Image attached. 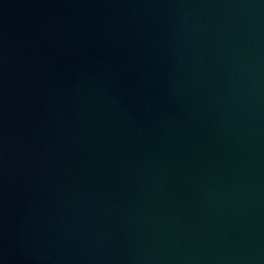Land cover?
<instances>
[{
	"label": "water",
	"instance_id": "1",
	"mask_svg": "<svg viewBox=\"0 0 264 264\" xmlns=\"http://www.w3.org/2000/svg\"><path fill=\"white\" fill-rule=\"evenodd\" d=\"M0 264H264V0H0Z\"/></svg>",
	"mask_w": 264,
	"mask_h": 264
}]
</instances>
